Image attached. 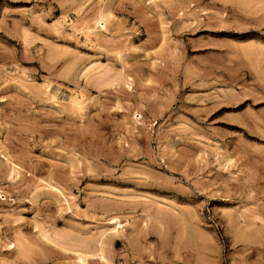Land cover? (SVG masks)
I'll list each match as a JSON object with an SVG mask.
<instances>
[{
  "label": "rangeland",
  "instance_id": "1",
  "mask_svg": "<svg viewBox=\"0 0 264 264\" xmlns=\"http://www.w3.org/2000/svg\"><path fill=\"white\" fill-rule=\"evenodd\" d=\"M0 264H264V0H0Z\"/></svg>",
  "mask_w": 264,
  "mask_h": 264
}]
</instances>
